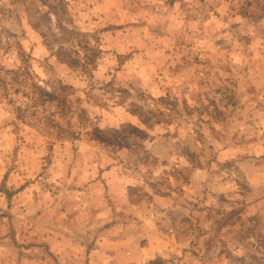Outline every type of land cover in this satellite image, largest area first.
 <instances>
[{
	"label": "rangeland",
	"instance_id": "obj_1",
	"mask_svg": "<svg viewBox=\"0 0 264 264\" xmlns=\"http://www.w3.org/2000/svg\"><path fill=\"white\" fill-rule=\"evenodd\" d=\"M260 16L264 0H0V165L8 167L0 176L11 180L0 190L19 198L22 181L29 187V230L10 246L36 247L42 264H104L117 252L100 248L103 238L124 241L118 250L129 253L166 239V258L146 264H208L228 252V238L260 239L257 219L241 212L254 203L243 198L249 181L235 163L264 158ZM39 87L59 101L39 105ZM88 162L109 165L99 174L125 178V190L180 200L149 216L135 208L146 204L137 192L118 208L108 203L112 215L76 204L70 222L50 225L53 216L37 215L32 199L50 202L72 187L67 177L82 188L98 175L85 174ZM259 182L252 188L263 192ZM155 224L164 232H151ZM259 253L262 262L252 263L264 264Z\"/></svg>",
	"mask_w": 264,
	"mask_h": 264
},
{
	"label": "crops",
	"instance_id": "obj_2",
	"mask_svg": "<svg viewBox=\"0 0 264 264\" xmlns=\"http://www.w3.org/2000/svg\"><path fill=\"white\" fill-rule=\"evenodd\" d=\"M239 20L241 22H249V23L254 22V20H252V17L250 16L249 17L243 16L242 19H239ZM263 20H264V17L260 16L259 18L256 17L255 22H259ZM244 24H247V23H244ZM135 126L138 127L140 130H142L141 128H143L142 125L136 124ZM145 132L147 134L148 131H145ZM141 136H143V134ZM251 155L252 153H249V155L247 156H242V157H245L242 160L237 161V162L234 161V162L236 163L237 166L241 168L242 173L244 174L246 179L249 181L248 182L249 192L247 193V195L249 196L245 195V197L243 198L247 201H251L254 203L252 207L250 206L249 208H247L248 210L244 209L241 212L248 214L249 217L252 219H257L258 223H255L254 226L252 225L251 226L255 227L256 231L261 233L260 239H255L253 234H251V236L249 235L247 237L249 240L246 239V241L243 240L242 238L237 239V240H235L234 238H228L226 239V242H222V243L220 242L222 248L229 249L228 252L226 251L227 252L226 254H223L224 252L221 253L218 260L213 261L208 264H254L251 261L253 260V258H256L257 260L261 262L263 260V258H261L260 256L261 254L259 253V248L260 247L264 248V222H263L264 221V217H263L264 216V191L259 192V190H254L255 188H252V186L253 184H258L256 183V181L258 182L259 179H260V182L264 184V180H263L264 179V158H257V155L254 156L255 157L254 158ZM224 156L226 158L229 157V150H227V153L224 154ZM246 157H248L249 159H247ZM229 161H232V160L229 159ZM164 163L165 161H160V162L153 161L151 163L152 165L151 168L154 169L155 167H157V165L159 167L163 166L164 168H166L165 167L166 163L165 164ZM86 164L87 165L83 166L85 168V174L89 172V170L91 174L96 172L97 170L98 175L97 177H94L93 179L92 178L87 179L85 183H81L79 187L81 186L82 188H77V190H75L74 189L75 188L74 178L67 177L66 179L68 181L66 183L68 185L72 184V187L69 188L68 186L64 191H62L61 195H55V197H53L54 199L52 198L50 202L45 201L41 198L38 199V197H36L34 200L32 199V203L35 202L34 203L35 213H37V215L40 212L44 213L46 211L50 213L51 216H53L52 218L54 219L52 220V222H50V225L57 226L58 219L56 218L60 216H63V218L68 219L70 222L72 215L76 213L75 210L77 209H74V208H77L76 204H79L81 209H78V210L81 213L83 212V210L88 208L89 210L91 209L98 210L99 212L97 214L99 215L103 214V212H105L104 214L112 215L114 214V212H116V210L114 211V209L111 206H109L108 209L109 208H110L109 210L112 209L110 212L107 209L108 203L109 204L112 203L114 207L118 208L116 205V201H119L122 199L132 200V198L136 196L137 192H139V195H141V197L146 200V204L143 201L138 202V205L135 208L137 210H141L145 206L146 207L145 212L147 214L145 213L144 215H149V216L164 215L163 211L168 212V210H170L166 204L171 205L177 200H180V199H174V195L170 191L169 193H167L168 191H164L163 195H161L162 193L160 191H158L159 193H155V191H153L151 193H146V195H144L143 190L145 189H142V188L139 189L134 185H130L131 186L130 191H128V189L125 190V188H123L125 184V178H120L118 180L117 179L118 176L115 178L113 176H108L107 171H105L104 174H101V175L99 174L104 171V170L101 171L99 169L100 168L99 165L101 166V169L105 167L107 168L109 167V165H104L101 162H97V163L88 162ZM137 164L139 166L142 163L140 162L139 164V162H137ZM7 169L8 167L6 166V164H4L3 167L0 165V175H1V172H3V170H7ZM111 169L113 171V168ZM195 169H196L195 173L203 174V170H201L202 168L198 167ZM4 175H6L5 172L2 177L0 176L1 183L3 180H5V177H7V175L5 177ZM109 177H112L113 179H109ZM153 179L154 178H151V180ZM4 182H6V185L9 187V182H11V180H9V182L8 180L7 181L5 180ZM26 184H27L26 180L22 181L20 186L21 187L25 186L26 188L23 190V192L19 193L18 195L19 198L17 197L9 198L5 192L0 190V264H42L43 262L41 260L42 256L36 254V251H37L36 247L32 248L35 250L34 252H32L31 250L24 248L23 245L20 246V244L18 245V247L16 245H14V247H12L13 245L10 246L13 241L12 237L14 238L15 236H17L20 238L21 231L27 232L29 230L28 228L29 226L27 225L29 223L28 213L26 212L28 209V206H24V204L26 205L28 204V200H27L28 194L27 193H28L29 187H27ZM129 184H132V182ZM128 185L126 184V188H129ZM221 185L223 188L226 187L225 184H221ZM226 190L233 192L232 187ZM38 195H40V192H38ZM156 195L158 199L157 197H154ZM89 199L91 200V202L86 204V201H88ZM2 202L4 205L2 204ZM32 207L33 206L30 205V210L32 209ZM22 208L25 209V211L21 210L22 212H20L18 216L13 214L17 212V209L20 210ZM131 214L135 216H139V213L137 211H132ZM257 217H262V218L258 219ZM37 220L40 222L38 217H37ZM66 226L67 227L65 229H69L68 225ZM237 226L236 228L238 229ZM63 227H64V223H63ZM239 227H242V225H239ZM252 227L251 229H253ZM244 228H247V227L244 226ZM223 229L224 228H222V230ZM136 230L141 231V229L139 228ZM150 230L151 232H158V233H160V231L164 232V228L162 230L161 227L156 224L153 227L150 226ZM53 232L54 230L52 231V233ZM123 243L125 242L122 241L120 243V241H111L110 239H104V238L100 241V245H99L100 248L113 246L116 248V252H117V255L114 257L112 256L104 257L105 258L104 264H107V263L108 264H114V263L115 264H146V263H149V261L154 260L159 257L166 258V254H165L166 252L163 253L162 249L164 248L169 249L171 245V241H166V239L157 241V243H155V241L152 238H150L148 239L147 246L142 249L143 252L142 250H139V247L137 248V246L135 247L131 246L134 250L131 251V253H129L123 250H120V251L118 250V248L121 249L123 247L122 245ZM9 248H13V251L10 252ZM44 263H45V260H44ZM198 264L200 263L198 262Z\"/></svg>",
	"mask_w": 264,
	"mask_h": 264
},
{
	"label": "trees",
	"instance_id": "obj_3",
	"mask_svg": "<svg viewBox=\"0 0 264 264\" xmlns=\"http://www.w3.org/2000/svg\"><path fill=\"white\" fill-rule=\"evenodd\" d=\"M58 98H59L58 95L51 93V92H48V91H45L44 89H42L40 87L38 88V93H37L36 99H37V103L39 105L40 104L43 105L44 103H46L49 100H52V101L58 100L59 101ZM34 104H35V102H34ZM44 120H46L47 125L50 127L59 128L61 126L60 121L55 122V121H51V120L45 119V118H44Z\"/></svg>",
	"mask_w": 264,
	"mask_h": 264
}]
</instances>
